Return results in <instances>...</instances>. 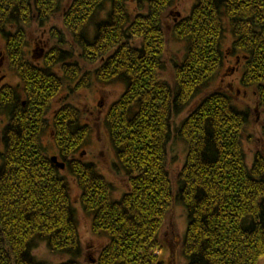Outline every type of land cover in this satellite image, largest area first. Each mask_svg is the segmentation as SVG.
I'll return each mask as SVG.
<instances>
[{
  "label": "trees",
  "instance_id": "trees-1",
  "mask_svg": "<svg viewBox=\"0 0 264 264\" xmlns=\"http://www.w3.org/2000/svg\"><path fill=\"white\" fill-rule=\"evenodd\" d=\"M66 1L0 0L5 54L23 87V93L0 92V110H10L0 131V264H47L32 253L44 242L53 253L70 255L61 264H81L64 170L78 181L93 232L109 238L97 264H167L162 232L176 201L189 219L186 264H264V152L249 165V110L214 92L173 128L174 118L220 74L227 54L240 59L241 85L255 88L264 110V0H194L172 33L165 21L175 0ZM57 18L61 27L47 30L55 43L35 62L41 50L26 53L29 36ZM229 31L233 42L225 53ZM171 35L187 50L181 62L172 61L168 80ZM93 76L126 85L106 122L118 171L128 179V191L118 199L96 167L70 160L91 132L79 107L67 103L54 113L53 139L64 170L43 148L54 103L64 91L90 88ZM174 131L188 148L175 186L168 166Z\"/></svg>",
  "mask_w": 264,
  "mask_h": 264
},
{
  "label": "rangeland",
  "instance_id": "rangeland-1",
  "mask_svg": "<svg viewBox=\"0 0 264 264\" xmlns=\"http://www.w3.org/2000/svg\"><path fill=\"white\" fill-rule=\"evenodd\" d=\"M68 1L70 0H67L65 5L68 4ZM174 4V8L170 11L165 21V26L169 30V33L173 31V24L185 18V16L190 15L189 13L195 5L194 0H175ZM56 26L61 27V21L58 18L48 23L41 31H31L32 33L28 38L29 45L26 53L28 52L33 57L36 48L39 51L41 50L39 52L41 54L36 56L35 62L43 61V58L47 54L46 52L55 43L49 38L50 35H48L47 30ZM87 29H89L90 33H94L95 31L92 26ZM226 35L223 49L225 53H228L232 47L233 34L229 31ZM6 47V41L3 35L0 34V92L5 90V88H12L18 91V93H23L21 77L11 70L5 54ZM186 50L187 48L184 42L177 40L172 35L170 36L167 51L169 64L167 63L168 70L166 72V78L168 80L172 78L173 74V69H171L173 65L172 61L181 62L185 58ZM225 56L223 69H221L220 74L216 76L215 80L210 82L208 87L203 88L200 95L193 99L192 103L185 110L174 118L175 126L173 128H179L182 123L181 121L186 119L206 96L214 92H224L230 96L236 107L242 111L249 110L250 124L246 129L247 131H245L244 142L248 163L252 165L256 154L264 152V110L259 106V98L256 95L255 88L247 89L241 85L242 66L240 65V59H237L231 54ZM91 83L90 88L80 90L78 93L70 95L69 92L64 91L59 96L49 115L50 127L42 136L43 148L46 150L49 158L58 157L61 162L63 161L60 150L57 147L55 139H53L55 133L53 128L54 113L59 111L62 105L67 103H72L79 107L85 116L82 125L90 126L91 132L85 146L72 154L70 160L82 161L83 163L85 162L96 167L100 174L112 184L113 197L118 199L128 191V179L126 178L124 170L122 172L118 171L119 165L117 164H119V160L112 145L106 122L110 109L122 97L126 90V85L118 81L111 84L100 83L94 76ZM9 113V109L5 111L0 110V131L6 126ZM175 131L172 133L173 138L168 152L169 172L171 173L174 186L177 182L175 176L181 172L188 150L187 145L178 137ZM3 148L4 146L0 139V150H3ZM64 171L66 172H63V174L67 177V181H69L72 202L76 208L79 235L81 236L83 246L77 260L81 264H97L100 251L107 246L109 238L105 234H95L93 232L94 224L92 216L84 212L82 203L80 202L83 192H81L78 181H76V178L70 171ZM168 220L169 222L162 232V241L166 242V249L163 252L164 260L167 264H186L182 252V244L189 219L187 209H185L180 201H176L173 204ZM32 253L35 259L47 264H61L71 259L68 254L53 253L46 242L34 247Z\"/></svg>",
  "mask_w": 264,
  "mask_h": 264
},
{
  "label": "water",
  "instance_id": "water-1",
  "mask_svg": "<svg viewBox=\"0 0 264 264\" xmlns=\"http://www.w3.org/2000/svg\"><path fill=\"white\" fill-rule=\"evenodd\" d=\"M51 160H52L55 164H57V165L59 166V168H61V169H64V168H65V164H64V163L60 164V163L58 162V160H57L56 157H52Z\"/></svg>",
  "mask_w": 264,
  "mask_h": 264
}]
</instances>
